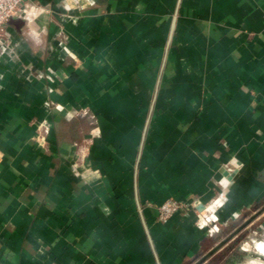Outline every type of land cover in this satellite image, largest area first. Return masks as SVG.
Here are the masks:
<instances>
[{
  "label": "crops",
  "instance_id": "0c3cea01",
  "mask_svg": "<svg viewBox=\"0 0 264 264\" xmlns=\"http://www.w3.org/2000/svg\"><path fill=\"white\" fill-rule=\"evenodd\" d=\"M14 18L0 264H195L245 222L223 264H264V0H24ZM172 198L198 207L163 221Z\"/></svg>",
  "mask_w": 264,
  "mask_h": 264
},
{
  "label": "built area",
  "instance_id": "2783aa9c",
  "mask_svg": "<svg viewBox=\"0 0 264 264\" xmlns=\"http://www.w3.org/2000/svg\"><path fill=\"white\" fill-rule=\"evenodd\" d=\"M24 0H0V28L7 22L9 19L14 18L19 15L22 10ZM196 208L198 207L194 201H179L177 199H166L158 207L159 218L163 221L169 219L171 215L175 212L186 209V208ZM214 207L208 205L199 209L197 217L199 218V225L205 226L210 225V230L215 229L217 217L215 216Z\"/></svg>",
  "mask_w": 264,
  "mask_h": 264
},
{
  "label": "rangeland",
  "instance_id": "374dc122",
  "mask_svg": "<svg viewBox=\"0 0 264 264\" xmlns=\"http://www.w3.org/2000/svg\"><path fill=\"white\" fill-rule=\"evenodd\" d=\"M228 230L223 231L221 233L222 235H220V237L217 238L216 240H222V239L226 238L231 233V231H233L231 229H230V231H228ZM233 243H236V242H233V239L230 238L222 247H220L217 251H215L212 254L213 258H214L213 259L214 262H212V264H223L224 261H226L224 259H227V258H229L232 255V251H233V248H232L233 246L232 245H233ZM208 245L209 246H207L206 248L209 249L212 246H214L215 243H209Z\"/></svg>",
  "mask_w": 264,
  "mask_h": 264
},
{
  "label": "water",
  "instance_id": "95a60500",
  "mask_svg": "<svg viewBox=\"0 0 264 264\" xmlns=\"http://www.w3.org/2000/svg\"><path fill=\"white\" fill-rule=\"evenodd\" d=\"M9 21L14 23L15 25H18V24L21 23V20L17 19V18L16 19L15 18H11V19H9ZM262 208L264 209V207H262ZM244 224H246V222ZM244 224H242L241 226L237 227L235 230L231 231V233L226 238H224V239L220 240L218 243H216L211 249H209L204 255H202L198 259L197 263H195V264H200L205 259H207L209 256H211L215 251H217L221 246H223L230 238H232L233 235L244 226Z\"/></svg>",
  "mask_w": 264,
  "mask_h": 264
}]
</instances>
